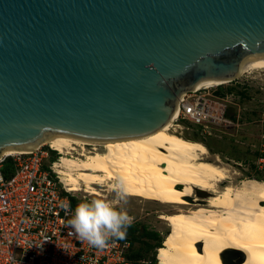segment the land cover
I'll return each instance as SVG.
<instances>
[{
    "label": "water",
    "instance_id": "water-1",
    "mask_svg": "<svg viewBox=\"0 0 264 264\" xmlns=\"http://www.w3.org/2000/svg\"><path fill=\"white\" fill-rule=\"evenodd\" d=\"M255 59L264 0H0V152L145 136Z\"/></svg>",
    "mask_w": 264,
    "mask_h": 264
},
{
    "label": "bare ground",
    "instance_id": "bare-ground-1",
    "mask_svg": "<svg viewBox=\"0 0 264 264\" xmlns=\"http://www.w3.org/2000/svg\"><path fill=\"white\" fill-rule=\"evenodd\" d=\"M260 68L264 59L250 60L240 70ZM178 111L142 137L46 135L27 148H4L0 157L49 143L61 152L53 166L69 191L102 196L110 185L119 184L128 196L168 207L156 214L169 231L159 247V264H233L237 255L241 264H264V179L243 178L235 184L231 168L219 157L210 158L205 143L171 129Z\"/></svg>",
    "mask_w": 264,
    "mask_h": 264
},
{
    "label": "built area",
    "instance_id": "built-area-1",
    "mask_svg": "<svg viewBox=\"0 0 264 264\" xmlns=\"http://www.w3.org/2000/svg\"><path fill=\"white\" fill-rule=\"evenodd\" d=\"M216 86L197 87L181 97L171 128L174 132L183 133L194 124L208 136L214 128L234 123L228 115L227 96L216 94ZM8 158L13 160V170L6 173L3 166ZM60 158L61 152L49 143L31 152L0 157V264L147 263L131 256L134 244L127 234L124 239H111L102 250L74 234L67 225L71 211L62 205L74 208L93 198L65 187L53 166ZM259 163L264 167V157Z\"/></svg>",
    "mask_w": 264,
    "mask_h": 264
},
{
    "label": "rangeland",
    "instance_id": "rangeland-1",
    "mask_svg": "<svg viewBox=\"0 0 264 264\" xmlns=\"http://www.w3.org/2000/svg\"><path fill=\"white\" fill-rule=\"evenodd\" d=\"M218 85V87L216 86L217 89L220 87L227 92L230 87L234 89L233 94L227 95L226 98L228 100V112L231 114L234 123L220 125L213 129L211 136L198 135V139H204L212 146L213 150L208 148L210 158L219 157L220 163L231 168L235 184L240 183L243 178H250V176L260 175L264 178V167L259 163V159L255 158V152L258 149L264 152V68L251 69L237 79ZM195 133L197 132L192 128L178 134L192 139L195 137ZM235 146L239 152L234 149ZM88 147L87 149H89ZM238 154L244 158L248 156V161L246 162L243 158L238 161V156H233ZM102 192V196L89 194L83 190L76 193L80 196L103 198L112 203L114 207L126 210L133 217L132 224L144 225L148 229L158 231L163 237L165 245V240L169 234L168 225L165 219L156 217V214L168 207L157 201L128 195L126 200H119L114 190L105 189ZM151 241L154 242L153 239ZM140 245L141 243L137 242L134 248H138ZM145 250L144 248L141 259L149 262L154 250ZM157 252L158 257L159 248ZM232 260L233 264H241L239 255L232 257Z\"/></svg>",
    "mask_w": 264,
    "mask_h": 264
},
{
    "label": "clouds",
    "instance_id": "clouds-1",
    "mask_svg": "<svg viewBox=\"0 0 264 264\" xmlns=\"http://www.w3.org/2000/svg\"><path fill=\"white\" fill-rule=\"evenodd\" d=\"M110 189L116 191L119 200H126L129 194L119 184L110 185ZM62 206L71 211L67 225L74 234L96 249H104L113 238L124 239L126 229L133 223V217L126 210L114 207L103 198L81 201L74 208L70 204ZM57 246L69 256L72 254L65 246Z\"/></svg>",
    "mask_w": 264,
    "mask_h": 264
},
{
    "label": "trees",
    "instance_id": "trees-1",
    "mask_svg": "<svg viewBox=\"0 0 264 264\" xmlns=\"http://www.w3.org/2000/svg\"><path fill=\"white\" fill-rule=\"evenodd\" d=\"M233 87L228 88V92L224 91L222 89H220V87L216 90V94L222 95V96H227V95H231L233 94ZM228 115L230 116L231 114ZM231 117V116H230ZM235 118V116H232ZM195 130V137L192 138L194 140H199L198 139V135L203 136V137H208V136H204L200 133V127L198 125H194L191 124L190 125V129ZM189 138V137H188ZM199 141H202L203 143H205V145L210 149L213 150L212 146L206 142L204 139H200ZM235 150H237V152H239V149L236 148V146L234 147ZM237 154V153H236ZM233 156H238V161L242 160V158L247 162L249 157L245 156L242 157V155H233ZM260 157H264V152H262L260 149H258L255 152V158L259 159ZM55 157H52L51 159H54ZM3 170L6 173H9L13 170V160L12 158H8V160L5 162L4 166H3ZM250 178H257V179H264L262 178L260 175L254 177V176H250ZM126 234L131 238L134 247H135V243L140 242L141 245L138 248H133V252L131 254V256L136 257V258H141L143 256V249L145 248V251H151L154 250V254L152 255L151 258V264H158L159 262V256L157 249L159 247H164V239L163 237L160 235V233L158 231L155 230H151L148 229L146 226H141V225H137V224H131V226H129L126 229ZM151 239L154 240V242L151 241Z\"/></svg>",
    "mask_w": 264,
    "mask_h": 264
}]
</instances>
